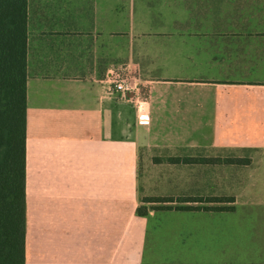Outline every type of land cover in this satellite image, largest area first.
<instances>
[{
    "label": "crops",
    "instance_id": "1",
    "mask_svg": "<svg viewBox=\"0 0 264 264\" xmlns=\"http://www.w3.org/2000/svg\"><path fill=\"white\" fill-rule=\"evenodd\" d=\"M134 13L28 0L25 264H264V0ZM121 69L149 123L109 93Z\"/></svg>",
    "mask_w": 264,
    "mask_h": 264
},
{
    "label": "trees",
    "instance_id": "2",
    "mask_svg": "<svg viewBox=\"0 0 264 264\" xmlns=\"http://www.w3.org/2000/svg\"><path fill=\"white\" fill-rule=\"evenodd\" d=\"M27 22L28 0H0V264H25L26 260ZM226 162L247 164L243 159ZM187 200L143 198L145 203L159 204L154 206L156 209H172L166 204ZM214 200L231 202L233 198ZM205 209L231 210L232 207ZM138 212L146 214L147 207H141Z\"/></svg>",
    "mask_w": 264,
    "mask_h": 264
},
{
    "label": "rangeland",
    "instance_id": "3",
    "mask_svg": "<svg viewBox=\"0 0 264 264\" xmlns=\"http://www.w3.org/2000/svg\"><path fill=\"white\" fill-rule=\"evenodd\" d=\"M190 0H118L119 17L131 18V7H134L135 22H153L163 24L165 22H173L179 13L175 11L179 7L189 6ZM131 20V19H130ZM121 76H129L125 69L119 71ZM170 204H166L168 206ZM178 203L172 204V207H177Z\"/></svg>",
    "mask_w": 264,
    "mask_h": 264
},
{
    "label": "built area",
    "instance_id": "4",
    "mask_svg": "<svg viewBox=\"0 0 264 264\" xmlns=\"http://www.w3.org/2000/svg\"><path fill=\"white\" fill-rule=\"evenodd\" d=\"M109 85V93L119 95L123 100L132 101L135 105L137 112L145 113L147 107L140 96V88L137 81L131 77H124L119 74V71L112 70L105 79ZM140 123H149V118L144 114L139 117Z\"/></svg>",
    "mask_w": 264,
    "mask_h": 264
}]
</instances>
